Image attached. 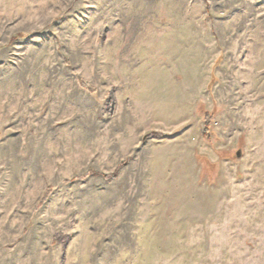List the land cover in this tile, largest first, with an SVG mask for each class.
Instances as JSON below:
<instances>
[{"label": "rangeland", "instance_id": "obj_1", "mask_svg": "<svg viewBox=\"0 0 264 264\" xmlns=\"http://www.w3.org/2000/svg\"><path fill=\"white\" fill-rule=\"evenodd\" d=\"M0 264H264V0H0Z\"/></svg>", "mask_w": 264, "mask_h": 264}, {"label": "trees", "instance_id": "obj_2", "mask_svg": "<svg viewBox=\"0 0 264 264\" xmlns=\"http://www.w3.org/2000/svg\"><path fill=\"white\" fill-rule=\"evenodd\" d=\"M83 85H86L89 89L94 90V88L92 86H89L88 84H85L84 82H82ZM212 121V115L211 114H207L206 118H205V131L203 133L204 136H207L209 134V130H210V124ZM94 175H101L99 172H93ZM117 175V171L112 173V174H105V177H115ZM49 193V192H47ZM47 195V194H46Z\"/></svg>", "mask_w": 264, "mask_h": 264}]
</instances>
